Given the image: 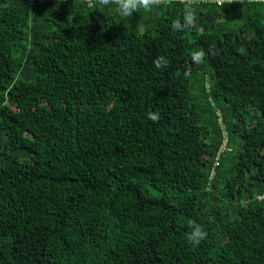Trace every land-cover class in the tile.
<instances>
[{
  "label": "trees",
  "instance_id": "obj_1",
  "mask_svg": "<svg viewBox=\"0 0 264 264\" xmlns=\"http://www.w3.org/2000/svg\"><path fill=\"white\" fill-rule=\"evenodd\" d=\"M114 3L0 0V264H264V0Z\"/></svg>",
  "mask_w": 264,
  "mask_h": 264
},
{
  "label": "clouds",
  "instance_id": "obj_2",
  "mask_svg": "<svg viewBox=\"0 0 264 264\" xmlns=\"http://www.w3.org/2000/svg\"><path fill=\"white\" fill-rule=\"evenodd\" d=\"M107 2V0H105ZM157 5V0H115L114 10L115 14L121 18H129L133 13H136L138 9H142L144 12H151ZM197 17L196 8L192 3H186L181 10L179 19H175L171 22L170 27L172 30L190 34L193 26L195 25ZM205 51L197 46L187 50V56L191 64L200 65L206 59ZM169 60L164 55H157L151 61V66L160 70L161 68H167ZM211 85L209 84V87ZM145 119L153 123L158 122L161 119L158 110H147L145 112ZM188 231L186 232V241L192 246L198 245L207 236L206 231L202 230L201 225L195 223L192 220L187 222Z\"/></svg>",
  "mask_w": 264,
  "mask_h": 264
},
{
  "label": "rangeland",
  "instance_id": "obj_3",
  "mask_svg": "<svg viewBox=\"0 0 264 264\" xmlns=\"http://www.w3.org/2000/svg\"><path fill=\"white\" fill-rule=\"evenodd\" d=\"M263 14H264V9H263V11L260 12V15H261V16H262ZM261 20H262V23H264V18H263V17H261ZM239 24H241V23H235L234 20L230 21V27H231V28H232V27L236 28Z\"/></svg>",
  "mask_w": 264,
  "mask_h": 264
},
{
  "label": "built area",
  "instance_id": "obj_4",
  "mask_svg": "<svg viewBox=\"0 0 264 264\" xmlns=\"http://www.w3.org/2000/svg\"><path fill=\"white\" fill-rule=\"evenodd\" d=\"M85 1H87L89 3V5H92L91 4L92 2H98V3H101V4L105 3V0H85Z\"/></svg>",
  "mask_w": 264,
  "mask_h": 264
}]
</instances>
